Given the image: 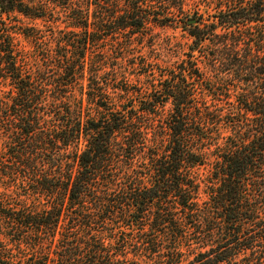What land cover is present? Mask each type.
Returning <instances> with one entry per match:
<instances>
[{"label": "trees", "instance_id": "trees-1", "mask_svg": "<svg viewBox=\"0 0 264 264\" xmlns=\"http://www.w3.org/2000/svg\"><path fill=\"white\" fill-rule=\"evenodd\" d=\"M0 264H264V0H0Z\"/></svg>", "mask_w": 264, "mask_h": 264}, {"label": "rangeland", "instance_id": "rangeland-1", "mask_svg": "<svg viewBox=\"0 0 264 264\" xmlns=\"http://www.w3.org/2000/svg\"><path fill=\"white\" fill-rule=\"evenodd\" d=\"M23 21L27 24L30 23L29 20L23 19ZM156 32L159 33V44L155 46V51L148 53L149 49L147 47L137 48L134 50L136 57L134 59V63L143 62L147 60V62L153 63L154 66H160L162 68L172 67L175 62L179 59V56H174L172 53V49L175 48L177 43H186L190 42V38L188 35L181 30H173L172 28H156ZM17 42L20 48L30 49L31 45L28 39H26L23 35L17 36ZM115 40H112L111 43L116 47ZM161 48V49H160ZM158 51V52H157ZM161 51V53H159ZM143 54V55H141ZM141 55V56H139ZM131 60V57H130ZM133 60V59H132ZM133 61L126 60L125 65H131ZM128 71L131 74H128L129 79L136 85H140L143 87L147 85L146 77L144 74H141V70L138 65L134 67H129ZM199 91V90H198Z\"/></svg>", "mask_w": 264, "mask_h": 264}, {"label": "water", "instance_id": "water-1", "mask_svg": "<svg viewBox=\"0 0 264 264\" xmlns=\"http://www.w3.org/2000/svg\"><path fill=\"white\" fill-rule=\"evenodd\" d=\"M193 21V20H192Z\"/></svg>", "mask_w": 264, "mask_h": 264}]
</instances>
